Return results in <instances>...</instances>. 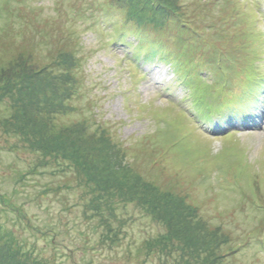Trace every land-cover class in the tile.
<instances>
[{
    "label": "rangeland",
    "instance_id": "rangeland-1",
    "mask_svg": "<svg viewBox=\"0 0 264 264\" xmlns=\"http://www.w3.org/2000/svg\"><path fill=\"white\" fill-rule=\"evenodd\" d=\"M154 42L240 47L252 61L243 72L264 70V0H0V264H264V103L210 130L174 67L138 61L137 47ZM56 57L59 87L79 82L68 103L87 127L61 116L56 130L17 82L32 71L52 80ZM186 60L179 71L214 84ZM232 77L224 82L242 84ZM77 147L84 175L108 170L92 184L99 197L62 165Z\"/></svg>",
    "mask_w": 264,
    "mask_h": 264
},
{
    "label": "trees",
    "instance_id": "trees-1",
    "mask_svg": "<svg viewBox=\"0 0 264 264\" xmlns=\"http://www.w3.org/2000/svg\"><path fill=\"white\" fill-rule=\"evenodd\" d=\"M177 13V12H176ZM18 14V13H17ZM223 19L218 23L219 30H216L215 27H212L214 29V32L216 34L220 33V31H226L223 27ZM120 27L118 29V33L116 35L115 41H120L122 38V33L124 30V25L120 23ZM186 24V23H184ZM190 24V23H189ZM187 25V24H186ZM190 26V25H189ZM216 26V25H215ZM217 27V26H216ZM142 32H146L142 29ZM185 31V30H184ZM158 42H154L152 46L147 47H137L138 53L140 54V58H145L147 61L152 63H168L169 67H174L176 69L177 75H179V78L177 79V82L183 81V85H187L190 88L196 90L192 93V98L194 97L196 101V105L198 108L202 111V114L207 117L209 121H212L214 119V116L218 115L219 118H226L228 116H231L233 119H245L248 117L250 112L253 110L254 107H256V104H258L264 96V70L259 68L253 67L252 70L249 72H243L244 68L247 67L251 60H246V52L245 49L240 47H228L227 45H223L222 43H219L216 46H209V47H183L182 45L179 47H160ZM158 46V47H157ZM74 48H70L71 52H74ZM58 49V48H57ZM59 50V49H58ZM61 51V50H59ZM65 54V53H61ZM60 54V59L62 58ZM186 60V64H194L196 66L202 67L200 70H203L204 73H207V77H209V73L213 76V82L214 84L207 83L205 84L201 78H198L197 80H194L192 78V68H189V70H178L179 65L184 64ZM58 57L52 58V63L49 64V69L52 70V73L55 72V70L60 69L61 71L64 70V66L66 65L65 62H62ZM57 61H59L57 63ZM58 64H60V67H57ZM246 64V65H244ZM252 64V63H251ZM79 66V65H78ZM76 66V68L73 70L75 73L79 72V68ZM56 67V68H55ZM62 67V68H61ZM54 70V71H53ZM57 71L56 74L51 75L52 80H50L47 77H42L43 81L41 83L38 82V71H32V72H26L24 75L20 76L21 78L17 82H23L26 83V88L23 89H31L35 91L37 104L39 106H42L48 110V116L51 117L52 123L55 126L56 130L62 128L63 129V123H59V119L61 116H66L70 120L67 126L71 128L73 124L78 125L79 123L81 125H84L87 127L89 122L91 121L90 117L87 115L82 114L81 112H78L76 107H69L68 101L73 100L74 95L73 92L77 88V85L79 82L71 80V78H67L69 81L72 82L73 91L70 93L68 92L70 89L67 88V84H64L62 87H59V80H61L63 77L62 72H58L59 76L57 77ZM35 72V73H34ZM240 76L244 78L242 75H246L248 77L243 79L242 84H234L231 82H224L225 80H231L233 78L232 76ZM17 79V78H16ZM57 79V81L55 80ZM176 82V80H175ZM224 82V83H223ZM231 83V87L229 88ZM18 86L20 83H16ZM13 85V84H11ZM28 85V86H27ZM45 85V86H44ZM9 86V85H8ZM20 87V86H19ZM255 87V89H253ZM234 88H239V93L235 94L233 91ZM229 89V90H227ZM20 91V89H15L14 86L12 90L7 91V95L11 98V106H12V112L16 111L17 107H19L20 103L17 101L18 96H15V92ZM197 92L199 94H197ZM34 93V92H33ZM28 92V94H32ZM228 93L231 94V97L228 95ZM1 94V92H0ZM213 95V96H212ZM242 95L240 99H235V97ZM15 96V97H14ZM45 96L47 99H45ZM244 96V97H243ZM2 100V98H0ZM21 100V99H20ZM32 101H34L31 98ZM48 101L50 103L48 104ZM27 103H31L28 100H26ZM205 103V104H204ZM35 104V103H31ZM207 105V106H206ZM23 106V105H22ZM26 106V105H25ZM206 106V107H205ZM78 115L77 120H72V115ZM87 117V118H86ZM88 119V122H87ZM218 120V119H217ZM97 129L100 130V122L95 123ZM64 125V127H67ZM83 126V127H84ZM11 133V131L9 132ZM12 135H15L14 133ZM30 141L32 140L29 137H26ZM43 142L44 140L41 139ZM38 142V141H37ZM48 143V144H47ZM46 144L51 146V142H47ZM69 142H66L65 145H68ZM40 145V144H39ZM67 149V148H66ZM82 148H75L74 150L72 148L67 149L66 152H64L62 155L64 157L65 164H62L65 167L72 168V172L67 173L68 175L72 174V177L77 179L79 182L82 181L84 178L85 180H88V188H90L91 194L94 195L93 198L99 197L97 195V191L93 190L96 189L94 185H92L94 182H98L100 179V176L105 174L108 170L105 168L104 170L98 168L97 171L100 172H94L93 168H86V172L84 175L83 169H80L85 165L86 160L83 158ZM45 165V164H44ZM43 165V166H44ZM36 170L30 171L34 173ZM70 169H68L67 172H69ZM37 172H43L37 169ZM24 177V175H23ZM113 177V176H112ZM137 176V174L135 175ZM111 179V182L115 184V187H122V184L120 181L115 179ZM149 185L148 181H144ZM100 183H102L100 181ZM79 184V183H78ZM151 186V185H150ZM119 191V190H118ZM101 197V196H100ZM126 204V201H122V205L124 206ZM116 205L110 206V209H107L109 213L111 214H117L116 213ZM102 224H105L107 226L112 225L111 220H107L106 222L102 221Z\"/></svg>",
    "mask_w": 264,
    "mask_h": 264
},
{
    "label": "bare ground",
    "instance_id": "bare-ground-1",
    "mask_svg": "<svg viewBox=\"0 0 264 264\" xmlns=\"http://www.w3.org/2000/svg\"><path fill=\"white\" fill-rule=\"evenodd\" d=\"M201 14H202V13H201ZM194 25H196V24H194ZM190 26H191V27H194L192 24H190ZM158 43H159V42H158ZM159 44H160V43H159ZM146 46H149V47H150V46H152V45L147 43ZM161 46H162V45H160V47H161ZM163 47H164V46H163Z\"/></svg>",
    "mask_w": 264,
    "mask_h": 264
}]
</instances>
